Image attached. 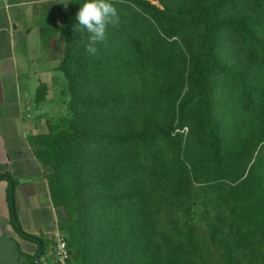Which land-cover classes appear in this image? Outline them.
Masks as SVG:
<instances>
[{"label":"trees","instance_id":"trees-1","mask_svg":"<svg viewBox=\"0 0 264 264\" xmlns=\"http://www.w3.org/2000/svg\"><path fill=\"white\" fill-rule=\"evenodd\" d=\"M55 1L71 97L66 114L29 140L63 212L68 264H264V78L229 61L264 72V0H191L185 9L110 0L119 20L94 54L85 51L90 34L75 31L83 0ZM49 21L45 38L58 35L57 19ZM135 70L153 107L143 133L132 122L134 92L112 85ZM47 92L41 86L38 101ZM185 127L187 144L173 135ZM188 146L202 150L189 166ZM207 193L217 218L203 212L195 222ZM12 223L35 239L16 216Z\"/></svg>","mask_w":264,"mask_h":264},{"label":"crops","instance_id":"crops-1","mask_svg":"<svg viewBox=\"0 0 264 264\" xmlns=\"http://www.w3.org/2000/svg\"><path fill=\"white\" fill-rule=\"evenodd\" d=\"M48 3L0 0V264H27V257L38 256L41 249L39 264L50 261L63 218L51 200L49 170L36 158L29 140L45 133L47 120L56 119L55 111H63L57 86L64 47L61 19L47 9ZM51 17L57 19L58 35L45 38V29L55 26L46 23ZM43 85L47 96L38 101ZM13 216L34 240L17 231Z\"/></svg>","mask_w":264,"mask_h":264},{"label":"rangeland","instance_id":"rangeland-1","mask_svg":"<svg viewBox=\"0 0 264 264\" xmlns=\"http://www.w3.org/2000/svg\"><path fill=\"white\" fill-rule=\"evenodd\" d=\"M148 1H151L152 3H154L155 5L160 6V7L167 5V6H169V8H172V9H179V8L185 9L191 5V0H148ZM204 1H206L208 3H212L215 0H204ZM59 2L60 1L52 2L53 9L57 10ZM63 2H64V0L61 1V3H63ZM57 18H58V16H57ZM63 52H64V47H63ZM229 61L233 66L236 65L235 67L242 66L246 72H248V73H251V72L256 73L257 72L258 75L260 74V76L264 78V72H259L257 69L255 70L251 65H249L244 60H241L238 64L233 59H231V60L229 59ZM137 72H138V70L134 71L132 78H131L132 80L130 79V81L127 80V77H125L126 80L128 81V83H125L123 85V84H120L118 82L117 85H115V84H112V85H114L116 87L115 91L120 92V91L124 90L126 93H128L126 97H129V95L133 94V92H134V97L132 99H134L133 107L136 109V115H135V118L133 119L132 122L134 123L133 125H134L136 131L143 133L147 130V128H149L148 122L151 120V114L150 113H151V109L153 107H152V101L150 100V97H147V95L145 93H143V91H142L143 90L142 83H143V80H145V79L142 78L141 76H139ZM57 83H58L57 84L58 88L61 90V96H62L59 98V102L61 103V105L60 104L59 105L62 107L63 111L62 112L61 111L60 112L55 111L56 112L55 118H58L60 115L62 116V115L66 114L68 102L70 101V97H71L70 93L68 91V83H67L66 79L64 78L63 74H62V79ZM123 86H126V87H123ZM228 95H229V92H228ZM229 105L232 106V108L230 107V109L235 108V106L231 105V103ZM236 116H238V113L234 112L231 120H234ZM219 118H220V122H224V119H225L224 115H222L221 117L219 116ZM172 125L173 124L171 123L168 115L163 116L159 121V126L166 131L169 129V127L171 128ZM242 127H243V130H246L247 132H250L252 130L250 122H248V123L244 122ZM46 131H47V129L44 132H46ZM178 132L184 135V143L187 144L188 141H186V140L190 135V129L188 127H185L183 130L177 129L173 133V135L177 134ZM201 153H202V150L200 148H198V146H195V147L190 146L189 148H187V153H186V155L183 156L185 164L189 166L197 157L202 156ZM261 155L264 157V152L259 151L258 156H261ZM153 166L154 165L152 164V167ZM156 167H158V165ZM139 201H141L140 198H139ZM201 203L202 204H199L200 206H197L194 208L195 222H199V221L202 222L201 213H203V212L210 213V216L212 219L217 218V214L215 213L216 209H215V206L213 205V199H212L211 194H209V193L204 194L201 197ZM136 209L138 210L139 207H137ZM62 235L65 236L64 233ZM71 261L72 260L70 259L69 262H71Z\"/></svg>","mask_w":264,"mask_h":264},{"label":"clouds","instance_id":"clouds-1","mask_svg":"<svg viewBox=\"0 0 264 264\" xmlns=\"http://www.w3.org/2000/svg\"><path fill=\"white\" fill-rule=\"evenodd\" d=\"M67 8L68 3H64ZM77 25L75 31L86 30L90 35L85 51L94 54L95 44L102 42L105 38L106 27L119 20L116 8L110 0H83L76 16Z\"/></svg>","mask_w":264,"mask_h":264},{"label":"built area","instance_id":"built-area-1","mask_svg":"<svg viewBox=\"0 0 264 264\" xmlns=\"http://www.w3.org/2000/svg\"><path fill=\"white\" fill-rule=\"evenodd\" d=\"M53 251L50 258L45 264H68L71 259L70 251L65 236L58 231L54 238Z\"/></svg>","mask_w":264,"mask_h":264},{"label":"water","instance_id":"water-1","mask_svg":"<svg viewBox=\"0 0 264 264\" xmlns=\"http://www.w3.org/2000/svg\"><path fill=\"white\" fill-rule=\"evenodd\" d=\"M14 195V191L12 189V197ZM44 255V250L41 249L40 253L38 254V256L36 257V259L34 260V262L32 264H39V262L41 261L42 257Z\"/></svg>","mask_w":264,"mask_h":264}]
</instances>
